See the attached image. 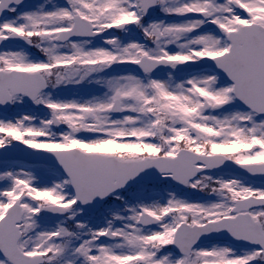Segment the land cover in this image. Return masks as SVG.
Masks as SVG:
<instances>
[{"label": "snow or ice", "instance_id": "1", "mask_svg": "<svg viewBox=\"0 0 264 264\" xmlns=\"http://www.w3.org/2000/svg\"><path fill=\"white\" fill-rule=\"evenodd\" d=\"M0 264H264V0H0Z\"/></svg>", "mask_w": 264, "mask_h": 264}]
</instances>
